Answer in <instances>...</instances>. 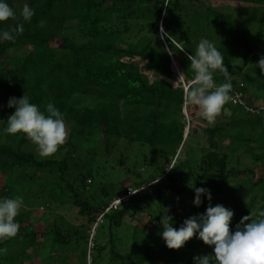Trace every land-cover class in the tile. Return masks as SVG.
<instances>
[{
    "label": "trees",
    "instance_id": "16d2710c",
    "mask_svg": "<svg viewBox=\"0 0 264 264\" xmlns=\"http://www.w3.org/2000/svg\"><path fill=\"white\" fill-rule=\"evenodd\" d=\"M186 1H189L188 5ZM193 1L6 0L14 9L16 18L0 22V31L18 24H23L24 31L16 35L14 41H0V163L19 169L26 182L32 180L34 173L40 170L46 171L48 175L56 172V178L63 184L48 180L45 192L41 195L47 201L57 202L60 192L64 194L70 189V183L62 180L68 169V159L71 158L69 152L59 159L52 156L38 159L24 149L30 140L23 133L11 135L4 132L7 123L1 120L4 117L3 110L8 108L11 97L21 98L24 94L45 115L47 103H52L62 113L69 128L68 147L76 141L89 152L98 139L106 149H111L117 140L125 139L127 142L160 146L159 152L155 154L157 159L164 155H174L191 130L190 125L187 126L188 132L184 136L186 125L180 121L183 109H191V112L195 109L194 106L184 104L183 88L173 87L166 78L173 76L170 55L185 72L186 79H191L193 74L189 69L187 54L194 53L199 41L206 38L222 53L229 70L227 79L220 72L214 73V79L217 84L230 82V96L236 99L234 103L229 101L223 107L230 111L228 118L202 128L207 147L202 151L197 173L207 181L211 190L216 189L218 193L222 185L226 184L228 176L246 173L248 179L240 182V188H246L244 191L251 193L249 201L241 204V207L232 199L225 202L226 208L234 213L230 230L235 232L242 218L250 216L251 212L257 214L253 219H260L258 213L264 211V170L253 178L256 167L247 165L239 169L229 164L231 160L236 163L239 160H250L249 164L264 161V72L256 66L257 59L253 53L254 46L264 48V0H230L254 7L245 8L249 12L257 11L256 18L248 17V20H244L240 14L233 15L226 6L213 7L205 5L201 0H196L197 3ZM25 3L34 10L31 21H25L20 14ZM184 16L186 19H182ZM241 25L244 28L257 27L259 35L253 45ZM74 29L80 40L70 33ZM168 34L174 38L172 40L175 44H172ZM176 45L185 50L179 51ZM19 49H26V54L20 56L19 61L6 59L10 51ZM135 57H138V61L134 60ZM238 60H241V64L235 70ZM143 71L152 72L159 78L150 81ZM250 88H253L250 95L259 96L260 104L250 101L246 94ZM85 99L89 103L80 102ZM14 111L15 108L12 113ZM198 118L202 117L198 115ZM217 138L224 144L223 147H217L214 142ZM183 164L178 166L182 173L180 179L192 173ZM106 165L103 159L97 171L88 170L85 174L77 172L75 176L79 191L76 197L69 200L77 207V215L82 222L79 228L64 231L58 225L51 224V228L44 232L22 229L15 238L0 241V247L19 237L25 240L22 254L33 244L41 242L42 236H50L53 244L66 243L71 236L82 233L81 228L90 229L102 212H105L102 223L105 220L109 226H120L126 215H132L133 211L130 213L128 208L132 204L133 210L145 211L149 210L155 200L162 202L165 190L173 193L184 191V185L176 178L177 166L165 174V167L157 160L151 178L138 179L127 186L118 187L114 183L120 178L119 175L116 181L109 184L102 180L98 191L99 186L89 184L90 177L89 183L85 184L88 176L96 174L101 178L104 169V176H107L110 171L105 168ZM161 174L164 176L158 182L149 183L143 191L138 190L124 197L127 192L141 187L144 182L154 181ZM12 182L14 180L3 189L0 188V197L18 195L23 182H15L14 190ZM41 188L44 190V187ZM87 189L95 192L85 195ZM117 199L119 201L116 206L105 211ZM201 199L202 204H193L186 217L179 222L175 221L174 228L179 229L185 219L206 212L204 197L201 196ZM221 199H218L219 205ZM257 199L260 203L255 206ZM229 206H233V209ZM20 217L21 214L16 218ZM102 223L95 228V233L99 226H103ZM137 225L141 229L139 233L142 244L138 246L133 260L126 263L127 256L118 254L114 249L115 244L110 242V251L121 264H195V256L214 254V246L206 245L199 238L198 232L176 250L167 247L162 237L163 225L158 233H147L146 225ZM134 237L136 241L139 236L136 233ZM97 248L103 249L104 246L98 244ZM14 258L16 256L0 258V264Z\"/></svg>",
    "mask_w": 264,
    "mask_h": 264
},
{
    "label": "rangeland",
    "instance_id": "374dc122",
    "mask_svg": "<svg viewBox=\"0 0 264 264\" xmlns=\"http://www.w3.org/2000/svg\"><path fill=\"white\" fill-rule=\"evenodd\" d=\"M205 5L209 4L213 7L226 6L229 8V11L235 16H243L244 20H248L247 18L254 19L256 18V10L254 12H249L245 10V8L252 9L253 6L247 7L244 3L238 1H230V0H201ZM193 3H197L196 0ZM185 4H189V1H186ZM187 7V6H186ZM184 13V10L180 12ZM252 13V14H250ZM182 19H186L184 16ZM243 27V25H241ZM175 28L177 26H174ZM244 28V27H243ZM250 28V30L248 29ZM248 28H244L249 36L250 43L253 45L256 42V37H258L257 27L251 26ZM178 28L176 29V31ZM178 32V31H177ZM75 36L77 40H80L79 34L74 29L70 32ZM164 34V31H163ZM169 35V34H168ZM167 35V36H168ZM170 36V35H169ZM168 36V38H169ZM171 37V36H170ZM170 39V38H169ZM174 39V38H171ZM170 39V41H172ZM174 41V40H173ZM26 49L12 50L6 56V59L9 61H19V57L25 53ZM28 50V49H27ZM27 52V51H26ZM254 55L256 56V66H258V61L261 56H264V48L254 46L253 50ZM26 54V53H25ZM241 55L239 53L238 57ZM252 56V55H250ZM240 58V57H239ZM125 59V58H124ZM134 60L138 61V57H135ZM144 62H142L143 64ZM174 67L173 76L166 77L172 84L175 80L178 79V75L182 72L181 67L174 59ZM235 70L241 64V60H238L235 63ZM13 65L11 66V68ZM175 71V72H174ZM150 81H153L159 76H156L152 72L143 71ZM253 91V88L250 90H246V94L248 95L250 101L252 100L254 104H260L261 99L259 96L250 95V92ZM245 94V95H246ZM230 101L234 103L235 99L231 98ZM81 103H89L88 100H81ZM79 103V100L77 101ZM13 108H5L4 121L7 123V118L12 113ZM194 112H191V109H183V118L180 117V121L184 122L187 126L190 125L191 130L187 138H185L177 151H175L174 155L169 156H161L158 159L155 157L157 154L158 147L160 146H150L147 143H138V142H127L125 139H119L116 141L113 147L106 149L103 144L101 145L98 142V139L95 140L94 148H90L91 150L88 152L84 147H81L79 142H74L72 146L68 147L66 143L60 146L57 153L52 155L54 159H59L64 155H71L70 160L68 159V169L65 170L63 174L64 182L68 181L70 183L69 190L58 195V201L52 202L47 201V198L43 199L42 194H44L46 189V184L48 180H53L55 182H61L58 178H56L55 174L48 175V173L44 170H40V172H35L32 180H28L26 182L24 178H22L21 171L17 168H9L4 163H0V188L3 189L5 185H9L11 180L12 185L15 188V182H23L22 188L18 192L17 196L23 197L24 206L21 208L20 213L21 217L16 218V221L19 223V230H38L39 232H44V230L51 228L52 225H58L60 230H74L79 228V225L82 223L80 217L77 215V207L73 205V203L69 200L70 198L76 197V192L79 191L78 186L76 185L78 182L76 180L77 172L80 174H85L86 171L94 172L98 170V165L103 163V159L105 160V168H108L110 171L107 176H104V171H102L99 178L96 174L91 177L88 176L85 184L89 183V177L91 179V183L93 186L98 187L96 191L99 190L102 180L103 183L109 184L111 181H116L118 176L120 178L115 182L116 186H127L129 183L136 181L138 179H148L151 178V171L156 166V160L163 164L165 167L164 173L171 172L168 169L170 164H174L176 167V178H178L179 183L184 185V191L181 193H173L171 191L165 190L162 202L155 200L149 210L141 211V210H133L131 208L133 206L128 207L129 212L132 215H126L122 221L120 226L110 225L107 221L104 220L103 226H99L92 237L91 228L86 229L81 228L82 233H78L69 238V241L66 243H52L50 240V236H42L41 242L33 244V247L27 248L25 254L21 253L22 247L25 245V240L20 237L16 239V241H10L8 243H4L0 249L7 248V253H3L0 251V258H4L5 256L13 257L14 259L5 260L1 264H121V261L116 259L110 251V242L113 241L115 244V251L123 256H127L125 259L126 263L128 260H133L137 253V248L142 244L140 239V228L139 225H146L145 232L147 233H158L159 228L162 226L161 220L163 216L168 215L169 217H173L171 219L172 227L176 224L175 221L179 222L183 217L187 216V213L191 206L194 204L195 199V188H205L210 190L211 197L212 196H220L214 197L210 201L207 199V194H202L204 197L203 203L205 204V208L211 204V206H216L219 204V198H222L220 204L226 207V200L232 199L239 207L241 204L247 203L249 201V197H251V193L249 191H244L243 187L240 188L241 183L245 182L248 178L246 173L242 174H234L230 177L228 176V180L226 184L222 185L221 191L216 189H212L206 180L198 176V168L200 166L202 151L207 147V139L202 133V128L212 126L216 122H220L228 118L230 111L227 108H223L221 114L216 118L214 123H208L206 120L202 118H198V110L194 107ZM8 115V116H7ZM179 118V116H178ZM7 127V125H6ZM185 127V129H186ZM67 130L69 132V128L67 126ZM216 141L217 147H223L224 144L217 138ZM24 149L32 152L36 158L45 159L44 157H40L37 153L36 146L30 141ZM51 157V156H50ZM49 158V157H48ZM250 160H239L238 163L231 160L229 166H233L235 168H242L248 165L255 168V176L253 178L258 177L264 170V161L261 163L249 164ZM184 163V164H183ZM181 164L183 166L189 167L192 173H188L182 176L180 179ZM111 166V167H110ZM180 166V167H178ZM4 167H6L4 169ZM189 170V171H190ZM186 170V172H189ZM181 173V174H180ZM195 173V174H194ZM164 176L161 174L156 179H160ZM154 179V180H156ZM119 181V182H118ZM181 181V182H180ZM54 182V183H55ZM101 182V184H100ZM150 182H144L143 184H147L148 186ZM241 182V183H240ZM53 183V185H54ZM61 185L63 182L60 183ZM60 185V186H61ZM44 187V190L41 188ZM93 186H90L91 189H94ZM142 186V185H141ZM148 188V187H145ZM129 189V188H128ZM95 190V189H94ZM94 190H88L85 195H89L94 193ZM144 189H142L143 191ZM58 191V190H57ZM84 193H82V196ZM120 195V194H119ZM168 196V197H167ZM222 196V197H221ZM3 198H14L12 196H1L0 199ZM82 198V197H81ZM154 198V197H153ZM168 200V201H167ZM259 200L257 199L256 205H259ZM229 208L233 209V206H229ZM235 208V207H234ZM159 217V221L157 220ZM52 224V225H51ZM176 226V225H175ZM83 230H85L83 232ZM101 233H99V232ZM137 237L135 241V235ZM92 237V244L89 242V239ZM39 239V240H40ZM43 240V242H42ZM100 244L104 246L102 249H96V245ZM137 246V247H136ZM92 247V249H91ZM101 251V252H99ZM99 252V253H98ZM7 259V258H6ZM116 261V262H114ZM162 264V263H160Z\"/></svg>",
    "mask_w": 264,
    "mask_h": 264
},
{
    "label": "clouds",
    "instance_id": "9594fccd",
    "mask_svg": "<svg viewBox=\"0 0 264 264\" xmlns=\"http://www.w3.org/2000/svg\"><path fill=\"white\" fill-rule=\"evenodd\" d=\"M165 4L167 5L166 2ZM20 14L25 21H31L35 13L25 3ZM15 18L14 9L6 0H0V22ZM23 31V24L0 31V41H14L16 35L23 34ZM169 38L171 39L170 36ZM172 44H175V41L172 40ZM176 47L179 51L185 50L179 45ZM187 58L193 75L191 79H186L185 72H180L178 79L173 82V87H182L184 104L194 106L199 116L208 123H214L224 105L231 99L232 84L230 82L217 84L214 79L216 72L223 74L226 79L229 77L223 55L211 41L202 38L195 52L187 54ZM258 66L261 72H264V56H261ZM8 107L15 108V111L7 118L4 132L11 135L23 133L36 146L40 157L54 155L60 146L66 143L68 130L64 116L52 103L45 106L47 115L38 105L31 103L26 94L21 98L11 97ZM175 167L174 164H170L168 169ZM158 180L159 178L152 183ZM195 193L196 206L202 204V194H207L209 201L212 199L208 189L195 188ZM23 206L24 200L21 196L0 199V241L18 235L20 225L16 217ZM233 215V211L223 205L213 207L209 204L205 213L185 219L179 229L171 226V217L166 215L161 220L164 228L162 237L167 247L179 250L198 232L199 238L206 245L214 246V254L195 256V264H264V211L258 213L260 219H253L257 215L253 212L250 216L243 217L235 232L230 230ZM249 220L250 223H245ZM0 251L6 254L8 249L3 248Z\"/></svg>",
    "mask_w": 264,
    "mask_h": 264
},
{
    "label": "built area",
    "instance_id": "2783aa9c",
    "mask_svg": "<svg viewBox=\"0 0 264 264\" xmlns=\"http://www.w3.org/2000/svg\"><path fill=\"white\" fill-rule=\"evenodd\" d=\"M160 32L163 33V31L161 30V28H160ZM234 99H236V98H234ZM237 100H238V99H237ZM146 185H147V184H144V185H142V187L136 188V189H134L133 191H138V190H140V189H145V187H147ZM131 194H133V192H132V191H129V192H127V194H126L124 197H128V196L131 195ZM118 201H119V199L114 200V201L109 205V207L105 209V211H107L110 207H115L116 204L118 203ZM104 213H105V212L100 213V214L97 216V219H96L95 223L91 226L92 237H93V235L95 234V228L99 225V223H102V218H103L102 216H103ZM92 237L89 239V242L92 244V247H93L94 244H93V242H92ZM92 247H91V249H92Z\"/></svg>",
    "mask_w": 264,
    "mask_h": 264
},
{
    "label": "water",
    "instance_id": "95a60500",
    "mask_svg": "<svg viewBox=\"0 0 264 264\" xmlns=\"http://www.w3.org/2000/svg\"><path fill=\"white\" fill-rule=\"evenodd\" d=\"M169 55H170V53H169ZM170 60H171V64H172V65H175V64H174V59H173V57H172L171 55H170ZM185 133H186V131H185ZM185 135H186V134H184V136H185Z\"/></svg>",
    "mask_w": 264,
    "mask_h": 264
},
{
    "label": "bare ground",
    "instance_id": "6f19581e",
    "mask_svg": "<svg viewBox=\"0 0 264 264\" xmlns=\"http://www.w3.org/2000/svg\"><path fill=\"white\" fill-rule=\"evenodd\" d=\"M172 69L174 70V68L172 67ZM175 72V71H174ZM186 132H188V128L186 127Z\"/></svg>",
    "mask_w": 264,
    "mask_h": 264
}]
</instances>
